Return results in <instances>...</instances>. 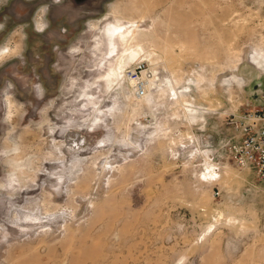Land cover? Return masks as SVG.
Segmentation results:
<instances>
[{
	"label": "rangeland",
	"instance_id": "obj_1",
	"mask_svg": "<svg viewBox=\"0 0 264 264\" xmlns=\"http://www.w3.org/2000/svg\"><path fill=\"white\" fill-rule=\"evenodd\" d=\"M134 20L141 98L107 44ZM260 57L264 0H0V264H264V184L225 152Z\"/></svg>",
	"mask_w": 264,
	"mask_h": 264
},
{
	"label": "built area",
	"instance_id": "obj_2",
	"mask_svg": "<svg viewBox=\"0 0 264 264\" xmlns=\"http://www.w3.org/2000/svg\"><path fill=\"white\" fill-rule=\"evenodd\" d=\"M127 77L135 86V95L143 97L148 82L145 64H135L128 70ZM225 152L238 167L254 172L264 184V98L262 107L249 113L241 124L239 136L228 139Z\"/></svg>",
	"mask_w": 264,
	"mask_h": 264
},
{
	"label": "bare ground",
	"instance_id": "obj_3",
	"mask_svg": "<svg viewBox=\"0 0 264 264\" xmlns=\"http://www.w3.org/2000/svg\"><path fill=\"white\" fill-rule=\"evenodd\" d=\"M123 19H126V18H123ZM128 19V18H127ZM129 23L132 24V26H129V27H125L123 25H110L109 29L107 30V44L109 46V48H113V51L115 50L116 47V43H117V36H120V38H124L127 42H129V45L127 47V49H125V53L123 55L120 56V64L119 66L115 67L114 70L112 71L113 73V80L116 82L119 78V70L120 69H124V56H129L130 59L132 60H135V61H138L141 59L142 55H140L138 52H137V49L138 48H141L144 50V47L143 45H133L132 42L137 38L135 35L136 34H141L140 31H141V28L139 26H136V23L135 20L134 21H129ZM138 42V41H137ZM136 42V43H137ZM134 43V42H133ZM141 44V43H140ZM111 52V53H114V52ZM258 58V57H257ZM257 58H254V61L253 64H256L257 66H262L264 67V59H262L263 57H260V59H257ZM139 62V61H138ZM140 63V62H139ZM130 69V68H129ZM128 69V70H129ZM128 70L126 69L125 70V77H127V74H128ZM151 79L149 80V82L152 84L154 78H153V75L152 77H150ZM153 78V79H152ZM148 82V83H149ZM147 90V89H146ZM146 95V93H145ZM144 95V96H145ZM190 107V106H189ZM70 135V134H69ZM69 137V136H68ZM72 142V147L73 145L75 147H78L79 146V142L80 140H78V142L76 141H71ZM209 168V167H208ZM208 170V169H207ZM210 170V169H209ZM215 173V172H214ZM214 173H209V176H213L216 175Z\"/></svg>",
	"mask_w": 264,
	"mask_h": 264
},
{
	"label": "crops",
	"instance_id": "obj_4",
	"mask_svg": "<svg viewBox=\"0 0 264 264\" xmlns=\"http://www.w3.org/2000/svg\"><path fill=\"white\" fill-rule=\"evenodd\" d=\"M108 19H109V17H108ZM110 20V19H109Z\"/></svg>",
	"mask_w": 264,
	"mask_h": 264
}]
</instances>
